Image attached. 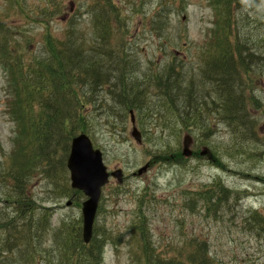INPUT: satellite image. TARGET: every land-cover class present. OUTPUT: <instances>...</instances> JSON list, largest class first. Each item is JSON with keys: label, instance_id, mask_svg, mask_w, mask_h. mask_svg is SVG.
Returning a JSON list of instances; mask_svg holds the SVG:
<instances>
[{"label": "rangeland", "instance_id": "374dc122", "mask_svg": "<svg viewBox=\"0 0 264 264\" xmlns=\"http://www.w3.org/2000/svg\"><path fill=\"white\" fill-rule=\"evenodd\" d=\"M21 1L24 10L15 0H0V30L3 29L2 21L6 20L15 32V44L20 46V52L29 61L46 50L44 34L49 29L57 38L63 39L71 19L80 12V23L89 41L87 46L106 53L110 50L107 39L101 41L88 31L92 24L90 15L85 13L92 4H103L104 0H63V14H68V19L66 16H54L45 22L42 20V9L46 0ZM115 1L122 8L125 23L121 29L118 20L112 22L117 32H127L123 48L128 55V70H133V75H139L137 83L140 85L135 86L144 87L146 91L143 107L136 110L137 125L143 132L144 142L139 144L131 136L130 118H122L117 113L122 111L109 92L114 90L112 75L110 83L99 89L95 96L96 104H86L87 112L91 111L88 115L91 122L89 134L95 146L103 150L109 169L122 168L125 176L123 184L112 179L104 188L96 217L94 227L107 230L114 239L104 245L103 263L145 264L140 253L136 255L141 237L135 233V222L143 214L150 230V242L163 256L185 252L188 243L196 238L207 243L209 254L219 264H264V224L249 227V223H244L245 219H252L251 214H260L264 218V108H261L264 107V25L263 28L256 25V14L252 8L235 14L238 21L235 32L239 33L241 40L254 38L258 42L254 46L255 53L261 57L252 58L250 70L242 75L243 83L251 84L252 88L246 91L245 98L249 120L258 125L256 132L249 131L245 136L237 132L234 136L224 122L218 120L216 111L211 114L218 121L216 131L206 133L192 122L187 127L177 125L176 122H180L168 111V104L155 83L161 75L170 73L173 79L179 72L185 83L193 81L195 89L202 95L199 107L207 109L203 110L206 117L208 111H215L218 104H223L213 93V84L205 80L202 72L205 62L217 54L215 46L222 34V20L216 5L212 0ZM165 9L171 10L167 17L162 12L160 21H151L150 18L158 19L157 14ZM26 12L32 18L39 16L38 20L42 21L28 18ZM2 57L3 54L0 60ZM8 80L0 65L2 161L9 158L15 140H20V126L7 101ZM250 96L257 97L260 103L254 104ZM147 101L149 104L146 105ZM187 136L193 139L190 147L193 156L188 160L165 162L159 158L160 155L157 157L156 153H161L167 144L180 148L182 152ZM204 150L206 153L202 154ZM147 162H150L149 170L138 175L139 168ZM50 177L37 173L29 185L30 192L41 207L37 216L40 217L47 207L52 209L46 211L52 213L42 236L46 242L39 247L40 261H45L44 250L57 246V239L52 236L54 229L63 220L83 218L82 202L85 197L78 205L76 195H62L57 188L67 177ZM68 177L70 182L69 171ZM216 179H221L227 187L237 191L241 199L231 197L225 204L219 203V207L208 210L198 193L215 183ZM0 189L8 190L1 183ZM144 195L147 198L140 203ZM68 201L72 202L71 205H67ZM226 204L234 206L227 209ZM5 210V205L0 203V217H5ZM6 243L7 237L0 247ZM12 251L14 257H0V264L25 263L22 259L27 254L21 253L19 258L20 253ZM31 263L45 264L38 260H31Z\"/></svg>", "mask_w": 264, "mask_h": 264}, {"label": "trees", "instance_id": "16d2710c", "mask_svg": "<svg viewBox=\"0 0 264 264\" xmlns=\"http://www.w3.org/2000/svg\"><path fill=\"white\" fill-rule=\"evenodd\" d=\"M212 2L219 13H222L221 15L217 12L222 20V34L215 46L217 54L205 62L202 72L205 80L213 84V93L223 104H218L215 111H208L206 117L203 110L207 109L199 107L202 95L195 89L193 81L185 83L179 72L173 79L170 73L168 76L161 75L155 86L160 90L163 100H166L168 111L180 122H176L177 125L187 127L192 122L206 130V133L215 132L218 121H215L211 114L217 111L219 121H223L234 136L237 132L245 136L249 131L256 132L258 125L249 120L245 93L252 88L251 84L243 83L242 75L250 70L252 58L261 57L255 53L254 46H257L258 42L256 43L254 38L241 40L239 33L235 32L238 25L235 14L240 10L252 8L256 14V25L263 28L264 0ZM15 3L24 10L21 0H15ZM45 3L42 9L44 22L54 16L63 15V0H46ZM170 11L161 10L157 14L158 19H150L152 22L160 21L162 12L167 17ZM85 13L90 15L92 24L88 31L101 41H109L110 50L107 53L87 46V34L80 23L81 12L71 19L63 39L57 38L49 29V32L44 34L46 50L39 56L35 55L30 61L27 56L22 55L20 46L15 44L13 28L6 20L2 21V34H5L3 36L0 33V56L3 54L0 65L9 77L8 105L20 126V140H15L9 158L0 160V183L8 188L0 189V203L4 204L6 209L3 212L5 217H0V243L5 237L8 240V243L0 247L2 258L14 257L12 250H16L20 253L19 258L21 253L27 254L21 258L24 264H32L31 260L45 264H104V245L114 240L107 230L95 227L92 240L86 243L83 238L82 218L63 220L52 233L57 239V246L44 250L45 261H40L39 247L46 242L42 236L50 223L52 212L47 213L46 211L51 209L47 207L40 217L37 216L41 207L29 188L31 179L37 173L51 177L64 175L67 179L61 186H57L59 193L66 196L76 195V203L80 205L84 194L72 189L67 160L72 138L81 132L90 131L91 122L88 115L91 111L87 112L86 104H96L95 96L97 97L99 89L110 83L109 78L112 75L115 79L114 90L109 92L122 111L117 112L122 118L129 117L131 109L140 110L145 103L144 87L135 86L140 85L137 83L139 75H133V70H128V55L126 48H123L124 35L127 32H117L112 22L118 20L122 29L125 23L122 8L117 6L115 0H104L103 4H92ZM25 14L32 18L29 13ZM32 19L38 20L39 16ZM15 47H18L16 52L13 50ZM250 98L254 104L260 103L254 96ZM156 154L165 162L188 160L180 148L175 149L171 144H167L161 153ZM198 194L208 210L219 207V203L225 204L231 197L241 199L239 193L227 187L221 179H216L215 183L205 187ZM145 197L147 198L144 195L140 203ZM233 206L226 204L227 209ZM140 215V219L135 222V233L141 237L136 255L139 256L140 253L145 264H219L209 254L207 243L196 238L188 243V250L185 249V252L163 256L150 242V230L147 228L145 216ZM251 218L244 220L245 224L249 223V227L264 224V218L260 214H251Z\"/></svg>", "mask_w": 264, "mask_h": 264}, {"label": "water", "instance_id": "95a60500", "mask_svg": "<svg viewBox=\"0 0 264 264\" xmlns=\"http://www.w3.org/2000/svg\"><path fill=\"white\" fill-rule=\"evenodd\" d=\"M133 130L132 136L139 142H142V133L136 125L135 117L132 115ZM193 139L187 136L184 139L183 154L186 157L193 155L191 145ZM204 150L202 154H205ZM146 164L139 169L138 174L142 175L149 168ZM68 169L70 171L71 184L74 189L82 191L87 199L83 202V236L86 243H89L93 236L94 223L100 204L103 187L109 182L110 178H116L119 183L124 182L123 169L119 168L109 172L104 161L103 151L95 148L90 136L81 133L75 136L71 144V152L68 158ZM72 202H68L70 205Z\"/></svg>", "mask_w": 264, "mask_h": 264}, {"label": "bare ground", "instance_id": "6f19581e", "mask_svg": "<svg viewBox=\"0 0 264 264\" xmlns=\"http://www.w3.org/2000/svg\"><path fill=\"white\" fill-rule=\"evenodd\" d=\"M256 71H257V70H256ZM156 90H157V89H156ZM157 92H158V91H157ZM159 93H160V91H159ZM220 116H221V115H220ZM222 116H223V115H222ZM222 116H221V117H222ZM217 118H218V117H217ZM225 119H226V117H225ZM218 120H219V119H218ZM223 120H224V119H223ZM226 120H227V119H226ZM220 122H221V121H220ZM222 122H223V121H222Z\"/></svg>", "mask_w": 264, "mask_h": 264}]
</instances>
